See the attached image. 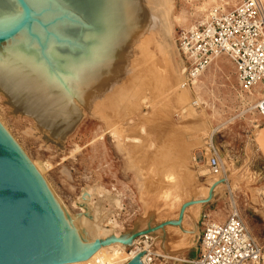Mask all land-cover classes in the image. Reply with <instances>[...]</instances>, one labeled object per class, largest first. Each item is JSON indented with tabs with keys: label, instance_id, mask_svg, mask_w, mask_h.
I'll return each instance as SVG.
<instances>
[{
	"label": "rangeland",
	"instance_id": "rangeland-1",
	"mask_svg": "<svg viewBox=\"0 0 264 264\" xmlns=\"http://www.w3.org/2000/svg\"><path fill=\"white\" fill-rule=\"evenodd\" d=\"M146 1L160 8V29L134 44L124 63L126 74L104 84L110 86L109 96L89 107L91 111H81L83 117L62 147L53 138L36 135L32 119L11 112L1 92L0 121L71 214L80 212L75 201L82 189L100 185L106 190L95 197L92 215L100 230L118 224L114 229L120 234L130 232L138 217L178 220L180 225L161 237L151 233V264H192L205 224L224 222L233 213L264 249V117L256 109L264 87L243 91L235 63L221 55L194 89L181 88L186 62L177 32L204 21L211 9L227 11L241 0ZM211 144L219 151L221 175H214L207 164ZM209 187L210 195L202 201ZM169 238L175 248L167 247L178 258L167 255Z\"/></svg>",
	"mask_w": 264,
	"mask_h": 264
},
{
	"label": "water",
	"instance_id": "water-1",
	"mask_svg": "<svg viewBox=\"0 0 264 264\" xmlns=\"http://www.w3.org/2000/svg\"><path fill=\"white\" fill-rule=\"evenodd\" d=\"M160 14L146 0H0V88L62 147L83 117L73 97L87 108L91 89L123 74L134 38ZM148 223L106 241L85 234L0 123V264L87 260L132 244ZM140 254L126 264H143Z\"/></svg>",
	"mask_w": 264,
	"mask_h": 264
},
{
	"label": "built area",
	"instance_id": "built-area-1",
	"mask_svg": "<svg viewBox=\"0 0 264 264\" xmlns=\"http://www.w3.org/2000/svg\"><path fill=\"white\" fill-rule=\"evenodd\" d=\"M177 41L186 62L181 88L194 89L221 55H227L235 63L243 91L251 93L257 87H264V0H241L227 11L215 7L204 21L191 28L180 29ZM193 103L199 104L198 100ZM256 109L264 117V94L256 103ZM207 164L214 175H221L224 171L219 151L213 144L208 147ZM135 242L134 247L139 251L148 246L146 255L151 264L154 259L151 234H143ZM191 262L264 264V249L251 237L243 219L233 213L224 222L209 221L205 224L199 254ZM72 264L110 263L97 256Z\"/></svg>",
	"mask_w": 264,
	"mask_h": 264
},
{
	"label": "bare ground",
	"instance_id": "bare-ground-1",
	"mask_svg": "<svg viewBox=\"0 0 264 264\" xmlns=\"http://www.w3.org/2000/svg\"><path fill=\"white\" fill-rule=\"evenodd\" d=\"M150 3V2H149ZM153 4V3H152ZM168 13V12H167ZM159 17V16H158ZM161 19H162V17H161ZM159 22V20H157V17L156 18H154L153 19V24H149L146 28H145V30L143 31V32H140V34H139V36L138 37H136V38H134V41L131 43V45H130V47H131V50H130V53L132 52V48L134 47V44H137L138 43V40H139V38L142 36V35H148L150 32H152L153 30H155L156 28L157 29H160V26H158L157 25V23ZM161 23H162V21H161ZM164 23V22H163ZM161 25V24H160ZM165 26V25H164ZM166 27V26H165ZM161 28H162V26H161ZM162 29H164V28H162ZM166 29V28H165ZM159 32H160V30H159ZM166 33V32H165ZM170 33V32H169ZM129 56L130 55H128L127 56V60H128V58H129ZM127 60H126V62H125V64L127 63ZM126 66V65H125ZM125 68V67H124ZM124 71H125V69H124ZM124 74V73H123ZM126 74V73H125ZM124 74V75H125ZM122 75V74H121ZM119 78V77H118ZM176 79V78H175ZM117 80V79H116ZM119 80H120V78H119ZM122 81L124 80V79H121ZM121 81V82H122ZM163 81V80H162ZM120 81H118L117 80V82H115V83H119ZM109 84V83H108ZM113 84V83H112ZM122 84H124V82H122ZM122 84H120L121 85V87L123 86ZM110 85H111V82H110ZM110 87V86H109ZM109 87H108V85H107V87L104 85H101V86H99V87H96V88H94V89H91V95H90V100L87 102V108L89 109V107L91 108V110H92V107H94V106H96L94 103H98V102H102V100L104 101V98H107V96H109V95H107L109 92H110V90H109ZM120 87V86H119ZM117 89V91H118V88H116ZM113 90H115V89H113ZM112 90V91H113ZM119 90H120V88H119ZM0 92L3 94H1V97L2 98H6L7 100H6V102H7V104L11 107L10 109L12 110L11 112H13L14 114L15 113H17V112H19V111H17L16 110V108L14 107V105L12 104V102L10 101V99H9V97L7 96V94L0 88ZM175 92H176V94H177V90H175ZM138 93V92H137ZM181 93V92H180ZM134 95V94H133ZM106 96V97H105ZM117 96H118V94H117ZM136 96H138V95H136ZM135 96V97H136ZM178 96H180L179 94H178ZM182 96V95H181ZM114 97H115V95L113 96V99H114ZM184 97V96H183ZM116 98V97H115ZM118 98V97H117ZM145 98V97H144ZM182 98V97H181ZM109 99V98H108ZM119 99V98H118ZM184 99H185V97H184ZM73 101L75 102V104L81 109V111L84 109V108H86L84 105H82L80 102H79V100L76 98V97H73ZM115 102V101H114ZM100 103L98 104V106H100ZM94 104V105H93ZM91 105H93V106H91ZM102 105V104H101ZM95 108V107H94ZM128 109H130V108H128ZM90 109L88 110V111H91ZM102 112V111H101ZM101 112H98V114H100ZM21 113V112H20ZM82 113V112H81ZM90 113V112H89ZM121 114V113H120ZM151 114V113H150ZM25 115H27L28 117H30L31 119H32V122H33V127H32V130H33V132L34 131H37L38 133L36 134V135H38V134H40V135H42L43 137H45V138H47V139H52V136L48 133V131H47V129L46 128H42V129H40L38 126H37V120L36 119H34V117L32 116V115H29V114H25ZM169 115V114H168ZM156 116V115H155ZM168 117V116H167ZM101 118H102V116H101ZM145 118V117H144ZM148 118V117H147ZM168 118H171L170 116L168 117ZM144 120H146V119H144ZM149 120V119H148ZM151 120V119H150ZM156 120V119H155ZM152 121H154V119L152 120ZM161 122V121H160ZM163 122V121H162ZM162 122H161V124H162ZM165 122V121H164ZM0 123L4 126V124L2 123V121H0ZM157 123V122H156ZM167 123V122H166ZM170 125H171V121H170V123H169ZM155 125H157V126H159V124L157 123V124H155ZM168 125V124H167ZM169 125V126H170ZM173 125V124H172ZM171 125V126H172ZM161 126V125H160ZM160 126H159V132L161 131L160 130ZM143 127V126H142ZM4 128H5V126H4ZM154 128H156V127H154ZM6 129V128H5ZM141 129H144V128H141ZM7 130V129H6ZM8 131V130H7ZM161 132H163V131H161ZM120 133V132H119ZM158 133V132H157ZM10 134V133H9ZM162 134V133H161ZM66 137V136H65ZM114 137H116V136H114ZM64 140V139H63ZM48 141V140H47ZM17 143V142H16ZM20 147V146H19ZM136 147V146H135ZM21 148V147H20ZM139 148V147H138ZM137 148V149H138ZM140 148H141V146H140ZM178 148H179V146H178ZM180 149H181V146H180ZM182 149H184V148H182ZM21 150H22V148H21ZM179 151V150H178ZM182 152H183V150H182ZM184 154H185V152H184ZM183 155V154H182ZM37 167V166H36ZM37 169L40 171V169L37 167ZM160 171V170H159ZM162 171V170H161ZM166 171V170H165ZM40 173H41V171H40ZM167 173V172H166ZM168 174V173H167ZM160 182V181H159ZM163 182V181H162ZM215 185V184H214ZM95 186V185H94ZM97 187H98V189H96L95 187H93L92 188V186H91V188L90 187H84L83 189H82V191H81V193L79 194V196H78V198L76 199V201H75V204H76V206L80 209V212L77 214V215H73V214H71L72 216H73V218L75 219V221L77 222V224L79 225V227L81 228V230L85 233V234H87V235H89V236H91V237H93V238H97V237H99V238H101V239H103L104 241H106L107 239H106V236H109V235H111V234H120V232H118V231H116V229H114L115 227H117L118 226V224H116V225H114L112 228H110L111 230H100V228L97 226V228H95V226H93L94 224H92V222L93 221H95L94 219H92V215H94V213L96 212V210L95 209H97V208H94L95 206H94V200L96 199L95 197L97 196H100V195H102V194H104L105 193V188L104 187H102V186H100V185H97ZM210 187L207 189V192L205 193V196H204V198H201V200L203 201V200H205V199H207V197L210 195ZM108 192V191H107ZM157 200V199H156ZM201 200H197V201H201ZM189 201V200H188ZM192 201V200H191ZM115 202V201H114ZM190 202V201H189ZM120 203V202H119ZM187 205V204H186ZM156 206V205H155ZM162 206V205H161ZM161 206H160V209H161ZM159 207H157V209H158ZM165 208V207H164ZM167 208V207H166ZM169 208V207H168ZM183 209L185 208L184 206L182 207ZM159 209V210H160ZM182 209V210H183ZM163 210V212H164V209H162ZM168 210V209H167ZM167 210H166V212H167ZM69 211V210H68ZM165 212V213H166ZM169 212V211H168ZM182 212V211H181ZM161 213V212H160ZM164 213V214H165ZM186 213V212H185ZM159 214V213H158ZM179 214V213H178ZM160 215V214H159ZM166 215V214H165ZM168 215V214H167ZM181 215V214H180ZM179 215V216H180ZM182 216V215H181ZM184 216V215H183ZM162 218V217H161ZM157 220H159V219H157ZM181 221V220H180ZM179 223V221L178 220H173V219H170V218H168V219H161L160 221H151V222H149L148 223V226H149V230L150 231H147V232H144V233H153V234H156V235H158V237L160 236L161 237V235L160 234H164V232H166V230L168 229V228H170V227H172V226H175V225H177ZM84 225V226H83ZM180 225V224H179ZM179 225H177V226H179ZM176 226V227H177ZM169 232H171V231H169ZM127 233V232H126ZM168 235H170V234H168ZM155 236V235H154ZM165 237V236H164ZM169 237V236H168ZM163 239V238H162ZM167 239V238H166ZM171 239H173V238H171ZM137 240V238L135 237V239H134V241H133V243L132 244H126V243H120V242H111L110 244H107V245H105V246H103V245H101L96 251H94L90 256H89V258L88 259H92V258H94V257H97V256H100V257H102L105 261H108L110 264H126L128 261H130L133 257H135V256H137L138 254H140L143 250H145V252H143V253H141L140 255H139V257L144 261V264H149V262H148V256L146 255V251H148V246H145L144 248H142L140 251H139V249L137 248V247H134L136 244V241ZM163 240H165V239H163ZM177 240V239H176ZM168 242H170V238H169V240H167ZM179 241V240H178ZM163 244V243H162ZM165 244V243H164ZM169 244V245H168ZM170 244H171V242L170 243H167L166 242V244H165V246L167 247V246H170ZM177 244V243H176ZM175 244V245H176ZM129 245H133V247H134V249L133 250H131L130 252H127L126 251V249H127V246H129ZM172 245V244H171ZM180 245V244H179ZM181 245H182V243H181ZM164 246V247H165ZM174 245H172V247H173ZM163 248V247H162ZM168 248V247H167ZM167 248H166V250H167ZM173 248H175V247H173ZM173 248H171V249H173ZM177 248H179V247H177ZM177 248H176V250H177ZM181 248V247H180ZM179 248V249H180ZM178 249V250H179ZM168 250H169V252H167V255H168V257L170 256V257H174V258H178L176 255H175V253H173L172 251H174V249L173 250H171L170 251V248H168ZM127 255V258H126V261L123 263H120V260H122V258H124L125 256ZM180 259V258H179ZM84 261V260H83ZM78 262V261H77ZM79 262H82V261H79ZM72 263H74V262H72ZM72 263H68V264H72Z\"/></svg>",
	"mask_w": 264,
	"mask_h": 264
}]
</instances>
